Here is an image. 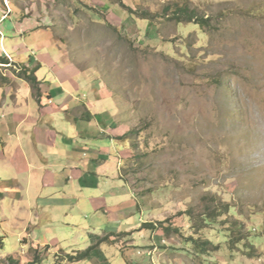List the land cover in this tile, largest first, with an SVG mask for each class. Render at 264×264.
Here are the masks:
<instances>
[{
	"label": "rangeland",
	"instance_id": "1",
	"mask_svg": "<svg viewBox=\"0 0 264 264\" xmlns=\"http://www.w3.org/2000/svg\"><path fill=\"white\" fill-rule=\"evenodd\" d=\"M36 1L45 38L115 98L125 132L119 170L113 157L110 167L125 180L117 198L139 205L129 215L75 207L67 225L48 228L53 247L72 253L99 236L109 264H264V0H106L119 19L100 0ZM180 8L208 22L178 19ZM15 243L1 256L21 254ZM56 255L43 264L66 253Z\"/></svg>",
	"mask_w": 264,
	"mask_h": 264
},
{
	"label": "crops",
	"instance_id": "2",
	"mask_svg": "<svg viewBox=\"0 0 264 264\" xmlns=\"http://www.w3.org/2000/svg\"><path fill=\"white\" fill-rule=\"evenodd\" d=\"M100 1L109 18L119 19L118 3ZM120 1L129 7L135 2ZM8 2L11 12L3 18L6 6L0 0L2 40L9 39L12 52L2 43L12 58L8 63L0 62L5 67L0 69V249L13 240L21 246V254H0V260L10 256L19 264H43L51 254L58 260V250L69 253L53 247L59 239H49L47 230L67 225L75 207L129 215L139 205L138 201L123 204L117 198L124 192L125 180L110 167L113 157L119 170L118 151L122 148L117 143L125 132L117 121L115 98L99 76L66 60L60 47L45 38L40 25L46 15L38 1ZM0 56L5 57L1 47ZM13 62L28 73L34 70L36 87L22 75L10 73L7 67ZM104 182L107 191L102 187ZM129 190L133 194L130 184ZM140 227L137 223L124 233ZM39 228L46 232L42 237ZM100 238L91 239L99 257L92 252L82 260L61 264H109L101 250L105 242H97ZM75 251L80 250L72 253ZM35 254L39 255L37 261Z\"/></svg>",
	"mask_w": 264,
	"mask_h": 264
},
{
	"label": "trees",
	"instance_id": "3",
	"mask_svg": "<svg viewBox=\"0 0 264 264\" xmlns=\"http://www.w3.org/2000/svg\"><path fill=\"white\" fill-rule=\"evenodd\" d=\"M123 5H125V4H123ZM178 12L179 13L176 15L178 17V19L182 15H185L184 17H187L188 20H190V21L192 19H198L197 23H199L201 25H204L205 23L208 22V20L204 16L199 18L197 13H195V11H193V10L190 11V10H187V9L180 8L178 10ZM0 62L8 63L9 59L6 58V57L3 58V57L0 56ZM20 75L25 77L28 81H30L33 84L34 87H36V85H37V77L34 74V70H32V71H30V73H28V70L26 68H24V69H22V73ZM152 226H153V224H149V223H144L143 224V227H145V228H151ZM104 240H106V237L100 238L98 243H102ZM201 243H202L200 245L201 250H206V248H207L206 246L209 243V241L207 240V241H203ZM93 248H94V245L88 247L85 250L75 251L74 253H66V255L62 259V261H66V260H68V261H79V260H82V259H84V258L89 256V254L91 253V250ZM38 258H39V255L35 254L34 260L37 261ZM7 262H8V264H15V263L19 264V261L16 258H13V257H10V256L7 258ZM56 264H61V262H56Z\"/></svg>",
	"mask_w": 264,
	"mask_h": 264
},
{
	"label": "built area",
	"instance_id": "4",
	"mask_svg": "<svg viewBox=\"0 0 264 264\" xmlns=\"http://www.w3.org/2000/svg\"><path fill=\"white\" fill-rule=\"evenodd\" d=\"M4 4H5V6H6V12H5V14L3 15V18H5L10 12H11V8H10V6H9V2H8V0H4ZM0 36H1V44L3 43V37H4V35H3V32L1 31V29H0ZM2 49H3V51L6 53V54H8V52H7V50L5 49V48H3L2 47Z\"/></svg>",
	"mask_w": 264,
	"mask_h": 264
}]
</instances>
